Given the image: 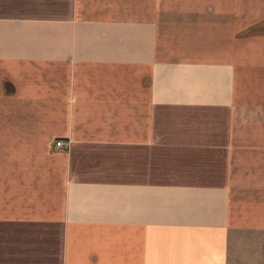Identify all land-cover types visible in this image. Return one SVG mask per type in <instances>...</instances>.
<instances>
[{
  "label": "crops",
  "instance_id": "crops-1",
  "mask_svg": "<svg viewBox=\"0 0 264 264\" xmlns=\"http://www.w3.org/2000/svg\"><path fill=\"white\" fill-rule=\"evenodd\" d=\"M260 250L264 0H0V264Z\"/></svg>",
  "mask_w": 264,
  "mask_h": 264
},
{
  "label": "rangeland",
  "instance_id": "rangeland-1",
  "mask_svg": "<svg viewBox=\"0 0 264 264\" xmlns=\"http://www.w3.org/2000/svg\"><path fill=\"white\" fill-rule=\"evenodd\" d=\"M262 250L259 251L260 254L263 255ZM262 257H256V263L255 264H262L261 263ZM231 264H246L244 259H240L234 256V258L232 257L231 259ZM263 264H264V256H263Z\"/></svg>",
  "mask_w": 264,
  "mask_h": 264
},
{
  "label": "built area",
  "instance_id": "built-area-1",
  "mask_svg": "<svg viewBox=\"0 0 264 264\" xmlns=\"http://www.w3.org/2000/svg\"><path fill=\"white\" fill-rule=\"evenodd\" d=\"M56 147H57V148H63V147H65V144H64L63 141H58V142L56 143Z\"/></svg>",
  "mask_w": 264,
  "mask_h": 264
}]
</instances>
